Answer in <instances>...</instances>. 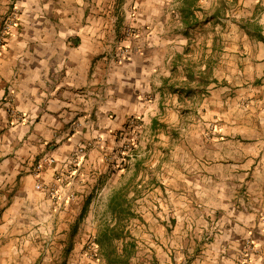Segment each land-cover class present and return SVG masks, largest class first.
<instances>
[{
	"label": "crops",
	"instance_id": "obj_1",
	"mask_svg": "<svg viewBox=\"0 0 264 264\" xmlns=\"http://www.w3.org/2000/svg\"><path fill=\"white\" fill-rule=\"evenodd\" d=\"M186 1L0 0V28L12 13L18 17L0 50V259L4 262L21 231L55 222L79 235L89 227L94 201L104 199L107 208L112 194L126 183L137 189L140 176H133L137 170L141 173L140 156L123 163L117 155L130 120L143 124L141 154L147 159L157 150L153 143L161 129L156 126L182 120L177 105L191 102L196 112L199 103L202 108L220 104L222 87H227L221 81L228 76H218L212 58L219 53L225 58L222 62L229 61L236 51L235 37L212 32L220 19L210 12L212 0L191 7ZM202 87L209 90L198 101L184 96ZM213 114L210 111L212 118ZM221 116L226 120L227 114ZM203 132L188 128L184 135ZM213 134L208 162L199 146L181 140L174 174L166 173L163 154L151 163L161 174L151 177L153 184L142 198L159 196V201L166 196V209L160 201L161 212H154L166 230L174 226L170 211L176 231L192 224L197 233L198 254L192 260L168 257L166 264H234L233 258L223 261L213 250L234 248L239 223L244 233L264 242V222L259 220L264 205L232 215L233 197L219 187L234 183L236 170L237 180L244 181L252 153L264 149L260 133L253 145L240 142L250 136L241 124L232 128L224 122ZM60 175L64 177L58 182ZM219 220L234 222L230 229L226 226L227 239L219 242L216 235L205 241L209 225Z\"/></svg>",
	"mask_w": 264,
	"mask_h": 264
},
{
	"label": "rangeland",
	"instance_id": "obj_2",
	"mask_svg": "<svg viewBox=\"0 0 264 264\" xmlns=\"http://www.w3.org/2000/svg\"><path fill=\"white\" fill-rule=\"evenodd\" d=\"M210 12L215 14L217 12L220 18L212 32L217 31L223 37H225L224 33L230 32L231 36L235 37L233 45L236 51L229 61L222 62L225 58L219 53L212 58L213 67L217 68L218 76L223 73L228 76V80L221 81L223 84L226 83L227 87L219 85V87L223 86L220 104L211 108L204 105L202 108L199 107V103L196 112H194L196 106L191 102L177 105L175 110H177L176 113L180 112L182 120L171 123L166 121L156 126L161 129L157 132L158 135L155 136L153 143L157 150L147 159L141 154V146L145 140L144 132L141 131L143 127L141 120L136 118L130 120L129 126L120 136L121 143L117 155L121 157L123 163L140 156L138 169L141 170V173L137 170L138 173L133 176L136 178L140 176L137 189L135 185L133 188L131 186L129 191V197L135 198L133 202L135 216L128 222V228L136 244L135 253L129 264H166L168 257L179 259V256H183L186 260H192L198 254L194 248L197 234L195 225L188 224L184 229L181 228V232L176 231L174 224L176 219H172V213L169 211L170 224L174 226L167 231L166 225L162 224L161 216H156L154 213L155 209H158L157 211L162 209L160 201L166 209V196L159 201L157 200L159 196L154 199L142 198L153 184L149 182L151 177L161 174L151 166L152 162L163 154L168 164L166 173L174 174V167L179 160L178 146L181 140L199 146L197 150L202 153L203 160L210 161L207 153L212 150L211 145L215 136L213 132L222 127L224 122L232 128L240 124L247 128L250 136L246 140L241 139V143L253 145L258 133H260V141L264 143V42L259 41L252 32L253 29L259 30L264 35V0H212ZM207 90L209 89L206 87L192 89L194 92H185L184 96L190 95L192 97L190 101L193 99L198 101L200 96L207 95ZM210 111L216 113L213 114V118ZM226 114V120H222L221 115ZM188 128L200 129L204 131L203 135L185 137L184 134ZM251 159V168L247 170L244 181L237 180L240 173L236 170L234 183L219 185L224 193L233 197L231 198L232 215L246 210L253 211L264 205V149L252 153ZM142 180L146 182L141 183ZM106 209L104 199L99 198L94 201L91 216H89V227L80 231L79 235L77 231H68L70 226H57L55 222L45 225L35 224L27 233L21 231L17 235L19 239L14 241L10 256H7L5 262L1 258L0 264H105L97 253L94 237L110 219ZM259 213V220L264 222L262 210ZM163 216L166 222V212ZM230 224L233 225L234 222L226 223L219 220V223L210 224L207 234L204 233L205 241L210 242L216 235L219 242L226 240L225 229L227 225L230 229ZM239 225L240 227L235 226L233 233L236 240L234 248L216 247L213 253L223 258V261L228 257L233 258L234 264H252L255 260L264 261V242L259 243L253 234L244 233L243 223Z\"/></svg>",
	"mask_w": 264,
	"mask_h": 264
},
{
	"label": "trees",
	"instance_id": "obj_3",
	"mask_svg": "<svg viewBox=\"0 0 264 264\" xmlns=\"http://www.w3.org/2000/svg\"><path fill=\"white\" fill-rule=\"evenodd\" d=\"M186 2L191 7L198 0H187ZM215 15L218 13L216 12ZM252 32L259 41L264 42V35L259 30L253 29ZM176 90L178 89H173V92ZM131 184V182L126 183L112 194L107 204L110 219L94 237L97 253L105 264H129L135 253L136 244L128 228V222L135 216L133 209L135 198L129 197Z\"/></svg>",
	"mask_w": 264,
	"mask_h": 264
},
{
	"label": "built area",
	"instance_id": "obj_4",
	"mask_svg": "<svg viewBox=\"0 0 264 264\" xmlns=\"http://www.w3.org/2000/svg\"><path fill=\"white\" fill-rule=\"evenodd\" d=\"M18 21V17L16 13H12L2 24L0 28V50L4 47L5 45V40L7 36L11 33L12 29L16 26ZM12 114L16 115L17 111L12 110ZM64 175H60L56 178V181L61 182L63 179ZM38 189L41 188V185L36 186ZM48 191L51 192L52 188L48 187Z\"/></svg>",
	"mask_w": 264,
	"mask_h": 264
}]
</instances>
